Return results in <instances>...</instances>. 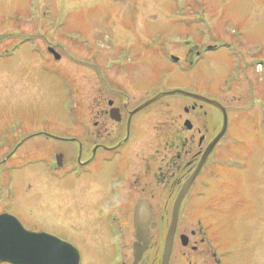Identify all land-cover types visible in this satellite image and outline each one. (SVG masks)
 Wrapping results in <instances>:
<instances>
[{
  "label": "rangeland",
  "instance_id": "374dc122",
  "mask_svg": "<svg viewBox=\"0 0 264 264\" xmlns=\"http://www.w3.org/2000/svg\"><path fill=\"white\" fill-rule=\"evenodd\" d=\"M18 34L34 38L21 40ZM185 38L200 46L220 44L217 50L203 51L202 59L183 69L187 64L183 59L193 58ZM48 46L61 58L44 59L53 58ZM172 54L181 58L179 64L170 60ZM252 55L264 58V0H0V58H9L0 62V159L8 147L6 141L44 130L65 113L66 103L80 104L88 112L86 118L93 119L87 109L101 95L108 98L103 93L109 87L112 92L121 91V100L134 102L165 87L218 98L229 106L227 131L196 187L191 213L204 222L227 217L223 227L214 229L217 241L233 251L229 262L264 264V96L253 94V78L264 76V71H253L248 61ZM238 58L245 63L244 79L238 82L230 71L231 81L230 64ZM115 60L133 65L123 67ZM93 64L102 73L109 70L102 74ZM135 77L148 93L133 83ZM191 101L172 95L157 102ZM42 141L30 138L20 154L36 150ZM16 163L10 158L0 166V175ZM29 170L34 169L20 170L15 183L0 187V210L12 208L32 230H56L51 224L60 219L69 226L85 225V218L73 217L72 212L56 214L57 204L64 211L69 201L64 186L49 196L41 186L45 185L42 171L33 175ZM15 189L17 196H8ZM153 209L170 215L171 205L162 207L154 201ZM60 227L62 234L73 239L68 228ZM76 239L73 242L86 251V244ZM87 240L92 244L94 238ZM117 254L114 251L113 258ZM95 256L85 255L84 264L101 260Z\"/></svg>",
  "mask_w": 264,
  "mask_h": 264
},
{
  "label": "flooded vegetation",
  "instance_id": "af4514ba",
  "mask_svg": "<svg viewBox=\"0 0 264 264\" xmlns=\"http://www.w3.org/2000/svg\"><path fill=\"white\" fill-rule=\"evenodd\" d=\"M187 47L189 54L200 55L196 46ZM249 58L255 72L256 69L264 71V58ZM196 59L200 58H184L183 61L192 64ZM240 59L232 66L238 82L245 75V63ZM7 60L9 58H0V62ZM93 65L99 70L96 64ZM130 65L123 62L120 66ZM114 66L117 67L116 64ZM40 69L52 76L50 70L42 68L41 64ZM138 78L144 81L141 72ZM140 81L136 78L133 83L139 85L141 92H147V86L144 88L145 84ZM258 82L263 84L256 87ZM109 89L103 93L110 95L108 98L101 95L87 109L92 112L93 119L86 118L88 112L84 113L80 104H65V113L61 112V117L46 126L42 133L13 136L16 138L6 141L8 147L0 159V166L13 157L17 163L0 175L4 180L0 181V187L7 188L11 182L15 183L16 173L25 168L34 169L29 170L33 175L42 171L49 196H54L60 186H64L65 197H69V201L65 203L64 211L62 204H57L56 214L72 212L73 217L85 218V225L71 223L69 226L62 219L53 220L51 225L56 230L49 232L78 247L80 264L85 263V255H96V260L101 257L95 264H161L171 211L170 215L162 211L156 213L154 201L162 207L173 205L177 194L195 172L205 149L219 132L223 114L209 103L189 96H184V99L189 98L191 102L159 104L157 100L139 108L143 100H121V91ZM256 93H261L260 98L264 96V76L255 75L253 78V94ZM154 116H158L155 121L151 119ZM32 137L42 139V144L34 151L20 154L23 145ZM213 150L182 199L169 264H241L229 262L233 254L231 247H225L223 241L218 242L215 237L217 231L214 228L223 227L227 217L204 222L190 209L196 187L201 185L214 160ZM217 178L221 183L224 181ZM17 194L15 189L8 196ZM142 199L148 200L153 214L148 221L147 240L140 242L136 236L135 208ZM5 211L18 216L12 208L1 209L0 213ZM60 225L69 229L73 239L61 233ZM85 228H90L91 232ZM77 236L78 239L75 238ZM90 237L94 238L93 245L87 240ZM74 239H81L86 244V251L85 246H78ZM114 251L118 254L113 258Z\"/></svg>",
  "mask_w": 264,
  "mask_h": 264
},
{
  "label": "water",
  "instance_id": "95a60500",
  "mask_svg": "<svg viewBox=\"0 0 264 264\" xmlns=\"http://www.w3.org/2000/svg\"><path fill=\"white\" fill-rule=\"evenodd\" d=\"M58 57L59 54L55 53ZM182 94L211 103L218 107L223 114V124L218 134L212 139L205 149L203 156L191 177L177 194L171 212V220L166 232L165 247L162 254V264H169L172 248V240L175 233L181 202L187 192V188L215 146L216 142L224 134L227 128L226 108L218 100L189 92L180 88L161 91L146 100L139 106L142 108L165 95ZM152 215L150 206L146 200H141L135 211L136 235L139 241H146L149 227L147 222ZM137 257V252L135 251ZM80 254L71 243L62 240L46 232L27 230L19 219L10 213H0V261H9L14 264H79Z\"/></svg>",
  "mask_w": 264,
  "mask_h": 264
},
{
  "label": "bare ground",
  "instance_id": "6f19581e",
  "mask_svg": "<svg viewBox=\"0 0 264 264\" xmlns=\"http://www.w3.org/2000/svg\"><path fill=\"white\" fill-rule=\"evenodd\" d=\"M41 186H42V187H44V189H46L45 185H44V186H43V185H41ZM41 186H40V187H41Z\"/></svg>",
  "mask_w": 264,
  "mask_h": 264
}]
</instances>
